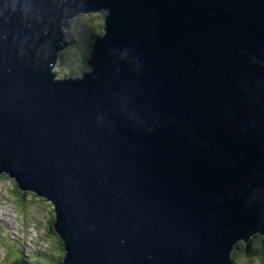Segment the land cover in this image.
Masks as SVG:
<instances>
[{
  "label": "water",
  "instance_id": "obj_1",
  "mask_svg": "<svg viewBox=\"0 0 264 264\" xmlns=\"http://www.w3.org/2000/svg\"><path fill=\"white\" fill-rule=\"evenodd\" d=\"M0 174L52 203L62 264H232L264 236V0H0Z\"/></svg>",
  "mask_w": 264,
  "mask_h": 264
},
{
  "label": "rangeland",
  "instance_id": "obj_2",
  "mask_svg": "<svg viewBox=\"0 0 264 264\" xmlns=\"http://www.w3.org/2000/svg\"><path fill=\"white\" fill-rule=\"evenodd\" d=\"M105 15L102 11L69 21L71 44L57 53L68 72L63 76L75 78L82 70L90 69L86 62L93 36L103 34ZM53 209L48 200L29 190L20 191L12 179L0 175V264H17L23 256L28 264H53L52 258L64 249V241L52 227ZM247 255L238 251L235 261L248 264L253 255Z\"/></svg>",
  "mask_w": 264,
  "mask_h": 264
},
{
  "label": "trees",
  "instance_id": "obj_3",
  "mask_svg": "<svg viewBox=\"0 0 264 264\" xmlns=\"http://www.w3.org/2000/svg\"><path fill=\"white\" fill-rule=\"evenodd\" d=\"M86 63L88 65V61ZM52 227L54 228V226ZM251 242H253L254 244L253 246H250ZM60 249L62 251L61 254H58L57 257L52 258L53 264H62L64 250L63 248H60ZM238 251H242L243 253H245L246 256H248L247 254L253 255L250 259L251 261H249L248 264H264V236L255 235L249 241H247V243L239 242L237 246L235 247V250L232 252V257H231L232 264H238L235 261V256L238 253ZM23 259H25L24 256H23ZM25 264H28V263L25 262Z\"/></svg>",
  "mask_w": 264,
  "mask_h": 264
},
{
  "label": "clouds",
  "instance_id": "obj_4",
  "mask_svg": "<svg viewBox=\"0 0 264 264\" xmlns=\"http://www.w3.org/2000/svg\"><path fill=\"white\" fill-rule=\"evenodd\" d=\"M88 61H89V59H88ZM89 66V65H88ZM82 72V71H81ZM80 72V73H81ZM0 175H2V176H7L8 178H10V179H12L11 177H9L7 174H0ZM13 180V179H12ZM14 181V180H13ZM15 183V182H14ZM16 184V183H15ZM16 187H17V185H16ZM18 189V188H17ZM21 191V190H20ZM26 192V191H25ZM30 192V191H29ZM32 193V192H31ZM34 194V193H33ZM36 195V194H35ZM51 203V202H50ZM54 210V209H53ZM8 216H10L9 214H7ZM55 231V230H54ZM58 235V234H57ZM27 260H26V257H25V259H22V262L25 264V262H26Z\"/></svg>",
  "mask_w": 264,
  "mask_h": 264
},
{
  "label": "flooded vegetation",
  "instance_id": "obj_5",
  "mask_svg": "<svg viewBox=\"0 0 264 264\" xmlns=\"http://www.w3.org/2000/svg\"><path fill=\"white\" fill-rule=\"evenodd\" d=\"M86 71V70H83ZM17 264H24L22 261H18Z\"/></svg>",
  "mask_w": 264,
  "mask_h": 264
},
{
  "label": "bare ground",
  "instance_id": "obj_6",
  "mask_svg": "<svg viewBox=\"0 0 264 264\" xmlns=\"http://www.w3.org/2000/svg\"><path fill=\"white\" fill-rule=\"evenodd\" d=\"M67 46H68V44L65 45V47H67Z\"/></svg>",
  "mask_w": 264,
  "mask_h": 264
}]
</instances>
